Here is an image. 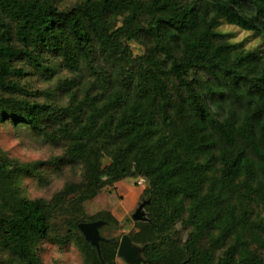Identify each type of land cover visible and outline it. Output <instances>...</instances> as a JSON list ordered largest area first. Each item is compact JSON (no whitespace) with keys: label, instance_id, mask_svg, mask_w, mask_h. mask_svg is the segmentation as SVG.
<instances>
[{"label":"trees","instance_id":"16d2710c","mask_svg":"<svg viewBox=\"0 0 264 264\" xmlns=\"http://www.w3.org/2000/svg\"><path fill=\"white\" fill-rule=\"evenodd\" d=\"M62 3L0 0V126L61 150L0 147V264H46V243L121 264L101 228L122 221L86 205L140 178L146 219L127 235L143 264H264V55L219 29L264 37V0ZM51 171L63 186L30 197L25 178ZM99 220L116 240L102 257L79 227Z\"/></svg>","mask_w":264,"mask_h":264},{"label":"rangeland","instance_id":"374dc122","mask_svg":"<svg viewBox=\"0 0 264 264\" xmlns=\"http://www.w3.org/2000/svg\"><path fill=\"white\" fill-rule=\"evenodd\" d=\"M78 1L80 0H63L62 4L68 7ZM219 29L230 34V39L233 42H242L245 49H258L264 55V37L226 22L221 24ZM31 84L35 88H42L45 83L33 79ZM86 84L87 81H84L83 86ZM0 147L10 157L25 162L46 160L52 155L61 153L60 149L36 139L29 131L18 130L6 124L0 126ZM48 177L47 184H41L35 178H25V188L28 195L32 198H49L63 186L66 180V177H60L57 171L49 172ZM145 183V180L139 182L136 179H126L118 182L115 188L105 189L98 197L87 203V210L90 213L94 214L108 210L122 221L123 226L111 233L108 231L109 228L102 227L101 233L103 235L109 236L111 234L122 239L134 228L133 214L137 211L139 205L143 203L140 196L145 189ZM42 257L46 264H84L81 252L73 244L61 247L46 243L43 245ZM119 262L125 264L122 258L119 259Z\"/></svg>","mask_w":264,"mask_h":264},{"label":"water","instance_id":"95a60500","mask_svg":"<svg viewBox=\"0 0 264 264\" xmlns=\"http://www.w3.org/2000/svg\"><path fill=\"white\" fill-rule=\"evenodd\" d=\"M146 202L139 205L137 211L133 214V219L135 221L145 220L144 207ZM105 221H93L85 222L79 225L80 230L85 235L87 241L94 245L100 257H102L101 242H116L115 239H107L103 237L100 233V228L105 225ZM142 248L133 244L129 235H124L120 241L119 246V256L124 258L130 264H143V258L141 257Z\"/></svg>","mask_w":264,"mask_h":264},{"label":"built area","instance_id":"2783aa9c","mask_svg":"<svg viewBox=\"0 0 264 264\" xmlns=\"http://www.w3.org/2000/svg\"><path fill=\"white\" fill-rule=\"evenodd\" d=\"M142 181H144V178H140V179H139V182H142Z\"/></svg>","mask_w":264,"mask_h":264}]
</instances>
